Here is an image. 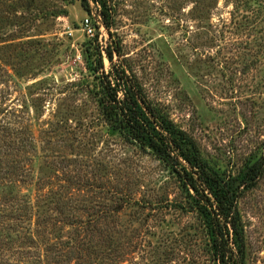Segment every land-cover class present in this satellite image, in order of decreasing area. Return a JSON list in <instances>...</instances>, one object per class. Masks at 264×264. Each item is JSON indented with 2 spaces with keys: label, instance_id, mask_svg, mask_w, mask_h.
Listing matches in <instances>:
<instances>
[{
  "label": "rangeland",
  "instance_id": "obj_1",
  "mask_svg": "<svg viewBox=\"0 0 264 264\" xmlns=\"http://www.w3.org/2000/svg\"><path fill=\"white\" fill-rule=\"evenodd\" d=\"M87 1L0 0V199L33 205L0 260L43 264L57 242L88 245L84 264H214L178 174L109 124L104 49L211 166L243 174L264 157V0H106L110 29ZM238 208L245 264H264V173Z\"/></svg>",
  "mask_w": 264,
  "mask_h": 264
},
{
  "label": "trees",
  "instance_id": "obj_2",
  "mask_svg": "<svg viewBox=\"0 0 264 264\" xmlns=\"http://www.w3.org/2000/svg\"><path fill=\"white\" fill-rule=\"evenodd\" d=\"M96 3L100 5L98 15L103 25L110 29L113 22L106 0H96ZM82 5L90 10L87 0H82ZM104 50L112 67L107 73H102L100 103L109 124L127 140L154 152L178 174L202 218L214 264H245L246 242L238 201L243 192L252 188L263 175L264 157L238 175L224 173L211 166L203 158L196 141L148 98L135 76L113 62L115 54H120L119 49H111L108 43ZM0 206V231L9 233L10 243L14 241L10 230L24 227L22 219L33 210V205L24 196L16 195L8 201L0 199ZM35 224L38 227L35 233L23 238L30 241L38 239L39 221L36 220ZM8 235L0 237V244ZM39 249L43 253L38 252V261L43 264H51V260L54 264H72L79 258L82 261L80 256H75L77 251L88 253V245L73 249L68 244L57 242L45 243L44 248ZM22 250H25L23 246ZM0 264L9 262L0 260Z\"/></svg>",
  "mask_w": 264,
  "mask_h": 264
},
{
  "label": "built area",
  "instance_id": "obj_3",
  "mask_svg": "<svg viewBox=\"0 0 264 264\" xmlns=\"http://www.w3.org/2000/svg\"><path fill=\"white\" fill-rule=\"evenodd\" d=\"M83 28L84 31L88 34V35H93L94 34V25L92 24V20L89 17H86L84 22H83Z\"/></svg>",
  "mask_w": 264,
  "mask_h": 264
}]
</instances>
